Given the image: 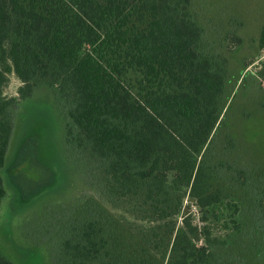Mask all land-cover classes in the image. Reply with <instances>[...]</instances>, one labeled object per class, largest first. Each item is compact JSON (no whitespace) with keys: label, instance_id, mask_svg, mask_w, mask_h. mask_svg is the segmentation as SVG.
Wrapping results in <instances>:
<instances>
[{"label":"trees","instance_id":"1","mask_svg":"<svg viewBox=\"0 0 264 264\" xmlns=\"http://www.w3.org/2000/svg\"><path fill=\"white\" fill-rule=\"evenodd\" d=\"M190 5L191 0H0V171L14 129L11 112L33 97L40 79L65 114L67 150L109 202L167 200L171 174L174 185L190 187L200 208L220 202L198 157L220 120L229 63L208 48ZM10 72L22 82L18 97L3 94ZM129 73L138 74L135 84ZM6 195L0 175V207ZM170 217L166 209L158 213V220ZM182 224L167 230V263L212 264L217 239L204 227L205 246H198L197 227L185 219ZM98 226L96 219L82 222L63 244L60 261L97 260L107 248ZM0 264L14 263L0 253Z\"/></svg>","mask_w":264,"mask_h":264},{"label":"rangeland","instance_id":"2","mask_svg":"<svg viewBox=\"0 0 264 264\" xmlns=\"http://www.w3.org/2000/svg\"><path fill=\"white\" fill-rule=\"evenodd\" d=\"M190 11L208 48L229 63L220 120L198 157L220 202L200 208L190 187L174 185L173 174L170 195L158 204L145 205L142 196L109 202L67 150L65 114L47 81L38 79L33 97L11 112L14 129L0 172L7 193L0 207L4 257L63 264V244L82 222L96 219L107 248L90 264H168L167 230L182 228L185 219L198 229V246H205L204 227L217 239L212 264H264V0H191ZM127 78L135 84L139 76ZM8 79L4 96L18 97L22 82L14 72ZM164 209L171 217L158 220Z\"/></svg>","mask_w":264,"mask_h":264},{"label":"crops","instance_id":"3","mask_svg":"<svg viewBox=\"0 0 264 264\" xmlns=\"http://www.w3.org/2000/svg\"><path fill=\"white\" fill-rule=\"evenodd\" d=\"M10 147V146H9ZM9 151V150H8ZM7 155H8V152H7ZM7 155H6V157H7ZM5 161H6V159H5ZM1 172V171H0Z\"/></svg>","mask_w":264,"mask_h":264}]
</instances>
